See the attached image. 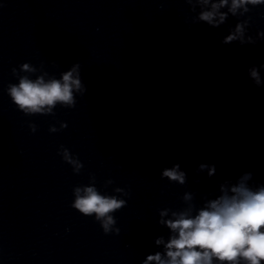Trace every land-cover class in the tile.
Masks as SVG:
<instances>
[{
    "label": "water",
    "instance_id": "1",
    "mask_svg": "<svg viewBox=\"0 0 264 264\" xmlns=\"http://www.w3.org/2000/svg\"><path fill=\"white\" fill-rule=\"evenodd\" d=\"M0 4V264H140L165 231L157 208L179 206L185 191L159 177L173 163L201 194L244 171L264 181V88L245 83L247 67L264 61V41L223 45V29H189L184 0ZM26 61L50 72L79 62L85 95L55 117L23 115L4 88ZM56 121L68 127L50 133ZM61 144L82 161L80 174L57 155ZM201 162L215 163L216 175L198 176ZM89 173L98 188L112 179L109 192L131 190L115 213L119 234L70 207Z\"/></svg>",
    "mask_w": 264,
    "mask_h": 264
},
{
    "label": "clouds",
    "instance_id": "2",
    "mask_svg": "<svg viewBox=\"0 0 264 264\" xmlns=\"http://www.w3.org/2000/svg\"><path fill=\"white\" fill-rule=\"evenodd\" d=\"M184 4L187 12L183 22L188 28L204 24L223 29L216 32L223 45L243 47L264 41V29L257 22V17L264 20V0H184ZM50 63L57 67L55 61ZM11 75L16 82H8L4 92L25 116L55 117L58 107L74 108L77 98L87 91L79 62L50 72L43 61L38 65L26 61L13 66ZM246 76L245 83L251 81L255 87L264 88V61L248 66ZM56 124L49 125L50 133L68 127L66 121ZM28 128L35 133L38 125L29 121ZM57 155L74 174L81 173L84 165L68 147L59 145ZM194 171L198 176L212 178L217 167L215 163L201 162ZM159 177L185 191L177 197L179 206L157 208L156 223L165 231L154 236L156 251L146 254L140 264H264V181L255 180L252 171L218 180L212 191L203 194L189 188L188 174L179 162L162 168ZM113 183L107 179L98 188L95 174L89 173L87 184L72 189L70 207L92 218L105 235L119 234L115 213L125 208L131 198V190L125 187L117 186L109 192ZM193 183L199 184L200 180Z\"/></svg>",
    "mask_w": 264,
    "mask_h": 264
}]
</instances>
